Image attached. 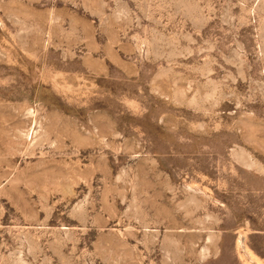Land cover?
I'll use <instances>...</instances> for the list:
<instances>
[{"label":"rangeland","instance_id":"1","mask_svg":"<svg viewBox=\"0 0 264 264\" xmlns=\"http://www.w3.org/2000/svg\"><path fill=\"white\" fill-rule=\"evenodd\" d=\"M0 264H264V0H0Z\"/></svg>","mask_w":264,"mask_h":264}]
</instances>
